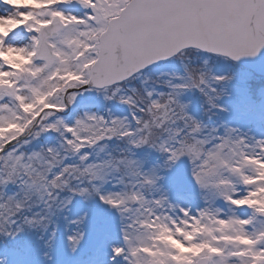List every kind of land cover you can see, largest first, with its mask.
<instances>
[{
  "label": "snow or ice",
  "instance_id": "snow-or-ice-1",
  "mask_svg": "<svg viewBox=\"0 0 264 264\" xmlns=\"http://www.w3.org/2000/svg\"><path fill=\"white\" fill-rule=\"evenodd\" d=\"M0 264H264V0H0Z\"/></svg>",
  "mask_w": 264,
  "mask_h": 264
}]
</instances>
